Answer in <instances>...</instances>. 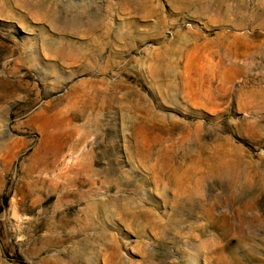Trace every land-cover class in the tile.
Masks as SVG:
<instances>
[{"label": "rangeland", "instance_id": "374dc122", "mask_svg": "<svg viewBox=\"0 0 264 264\" xmlns=\"http://www.w3.org/2000/svg\"><path fill=\"white\" fill-rule=\"evenodd\" d=\"M0 264H264V0H0Z\"/></svg>", "mask_w": 264, "mask_h": 264}, {"label": "water", "instance_id": "95a60500", "mask_svg": "<svg viewBox=\"0 0 264 264\" xmlns=\"http://www.w3.org/2000/svg\"><path fill=\"white\" fill-rule=\"evenodd\" d=\"M12 216L15 220L18 219V212H17V209L16 208H13V211H12Z\"/></svg>", "mask_w": 264, "mask_h": 264}, {"label": "trees", "instance_id": "16d2710c", "mask_svg": "<svg viewBox=\"0 0 264 264\" xmlns=\"http://www.w3.org/2000/svg\"><path fill=\"white\" fill-rule=\"evenodd\" d=\"M4 205H5V207L8 206V198L7 197H4Z\"/></svg>", "mask_w": 264, "mask_h": 264}]
</instances>
